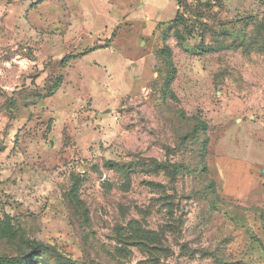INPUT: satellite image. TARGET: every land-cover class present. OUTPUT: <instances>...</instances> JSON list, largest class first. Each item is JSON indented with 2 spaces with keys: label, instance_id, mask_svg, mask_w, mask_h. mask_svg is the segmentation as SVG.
<instances>
[{
  "label": "rangeland",
  "instance_id": "rangeland-1",
  "mask_svg": "<svg viewBox=\"0 0 264 264\" xmlns=\"http://www.w3.org/2000/svg\"><path fill=\"white\" fill-rule=\"evenodd\" d=\"M138 2L0 0V264H264V0Z\"/></svg>",
  "mask_w": 264,
  "mask_h": 264
},
{
  "label": "crops",
  "instance_id": "crops-1",
  "mask_svg": "<svg viewBox=\"0 0 264 264\" xmlns=\"http://www.w3.org/2000/svg\"><path fill=\"white\" fill-rule=\"evenodd\" d=\"M167 1L173 2L174 10L178 6L175 0ZM138 3L140 4L139 7L132 11L130 15H118L119 23L123 26L134 24V34L145 38L152 36L160 24L172 21L178 12L176 11L173 19L163 21L159 15L158 18H154L156 12L153 10L149 12L148 8L160 3L164 5L166 0H139ZM124 12L126 14L128 11L125 10ZM136 27L139 28L136 29ZM256 149L258 148L252 145L240 146L239 148L231 146V152L219 156L217 167L218 175L222 181L221 190L223 195L239 201L262 198L263 191L259 186V177L255 172L258 168L264 166L263 163L258 161L264 160V148Z\"/></svg>",
  "mask_w": 264,
  "mask_h": 264
},
{
  "label": "trees",
  "instance_id": "trees-1",
  "mask_svg": "<svg viewBox=\"0 0 264 264\" xmlns=\"http://www.w3.org/2000/svg\"><path fill=\"white\" fill-rule=\"evenodd\" d=\"M175 1H176L177 4L181 7V5H180L181 0H175ZM180 16H181V14H180V11L178 10V12H177L175 18H174L172 21L168 22V23L166 24V26H167L168 28H170L173 24H175V22L177 21V19H178ZM168 28H167V29H168ZM163 51H164V49H163ZM64 60L66 61V58H65ZM62 61H63V60H62ZM170 83H171V81L167 83V84H168L167 86H169ZM31 246H32V249H33L34 252H42V251L47 252V251H50V250H48L47 248L42 247V246H40V245H38V244H34V243H32ZM0 261H1V258H0Z\"/></svg>",
  "mask_w": 264,
  "mask_h": 264
},
{
  "label": "water",
  "instance_id": "water-1",
  "mask_svg": "<svg viewBox=\"0 0 264 264\" xmlns=\"http://www.w3.org/2000/svg\"><path fill=\"white\" fill-rule=\"evenodd\" d=\"M264 171V170H263Z\"/></svg>",
  "mask_w": 264,
  "mask_h": 264
}]
</instances>
